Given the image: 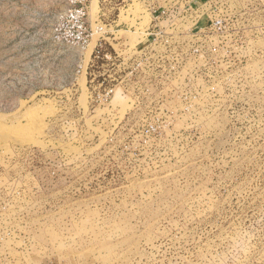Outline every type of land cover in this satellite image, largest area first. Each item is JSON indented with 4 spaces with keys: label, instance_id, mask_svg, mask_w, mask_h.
<instances>
[{
    "label": "rangeland",
    "instance_id": "obj_1",
    "mask_svg": "<svg viewBox=\"0 0 264 264\" xmlns=\"http://www.w3.org/2000/svg\"><path fill=\"white\" fill-rule=\"evenodd\" d=\"M0 264H264V0H0Z\"/></svg>",
    "mask_w": 264,
    "mask_h": 264
},
{
    "label": "bare ground",
    "instance_id": "obj_2",
    "mask_svg": "<svg viewBox=\"0 0 264 264\" xmlns=\"http://www.w3.org/2000/svg\"><path fill=\"white\" fill-rule=\"evenodd\" d=\"M4 137H5V136H4ZM4 137H3V138H4ZM7 137H9V136H7ZM16 140H17L18 142H21V143H22V142L27 141L28 139H26L25 137H22V136L20 137V136H19V137L16 138Z\"/></svg>",
    "mask_w": 264,
    "mask_h": 264
},
{
    "label": "trees",
    "instance_id": "obj_3",
    "mask_svg": "<svg viewBox=\"0 0 264 264\" xmlns=\"http://www.w3.org/2000/svg\"><path fill=\"white\" fill-rule=\"evenodd\" d=\"M107 51L111 54H114L113 50L109 46H107Z\"/></svg>",
    "mask_w": 264,
    "mask_h": 264
}]
</instances>
